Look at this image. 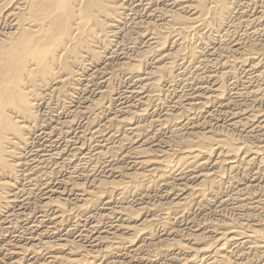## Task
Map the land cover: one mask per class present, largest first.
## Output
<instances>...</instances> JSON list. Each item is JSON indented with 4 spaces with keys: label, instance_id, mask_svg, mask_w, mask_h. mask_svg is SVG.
<instances>
[{
    "label": "bare ground",
    "instance_id": "bare-ground-1",
    "mask_svg": "<svg viewBox=\"0 0 264 264\" xmlns=\"http://www.w3.org/2000/svg\"><path fill=\"white\" fill-rule=\"evenodd\" d=\"M263 19L0 0V264H264Z\"/></svg>",
    "mask_w": 264,
    "mask_h": 264
},
{
    "label": "rangeland",
    "instance_id": "rangeland-1",
    "mask_svg": "<svg viewBox=\"0 0 264 264\" xmlns=\"http://www.w3.org/2000/svg\"><path fill=\"white\" fill-rule=\"evenodd\" d=\"M244 9H245L246 11L248 10V11H247V14H249V12H250V14H251V13H252V10H254L252 6H251V8H246V7H242L241 9L238 8V9H237L238 11H237V12H234V16H235V15L237 16V18H234V20H235V19H238V17H240V15H242V14L244 15V13L242 12ZM249 9H250V10H249ZM256 9H257V8H256ZM258 9H259V8H258ZM258 9H257V10H258ZM239 13H240V14H239ZM263 20H264V19H263ZM236 21H237V20H236ZM192 43L196 44L197 46L200 45V44H199V41H195L194 38H193ZM197 43H198V44H197ZM240 77L246 78L247 76H246V74H245L244 72H241V73H240ZM126 84H127V83L125 82L124 85H126ZM238 86H239V88H242V86H243V82L239 83ZM243 87H244V86H243ZM77 123H81V124L83 125V124H84V120H82V121H78ZM76 126H77L76 128L79 127L78 125H76ZM61 136H62V135H61ZM63 136H64V135H63ZM63 136H62V137H63ZM72 136H74V135H72ZM62 137H61V138H62ZM36 138H37V139H36ZM36 138H35V139H36L37 141L34 140V146L37 145L36 147H37L38 150L40 149V153H44V152H46V151H44L45 149H50V147H48V146H49V142L47 143V140H50V139H47V138H45V137H44L45 139H44V138L42 139V138H38V136H36ZM61 138L59 139L60 142H62V141L64 140V138H63V139H61ZM43 140H44V141H43ZM35 142H36V143H35ZM39 145H40V146H39ZM54 145L58 146L59 144L55 143ZM45 146H46V147H45ZM36 147H35V148H36ZM42 149H44V150H42ZM46 153H47V152H46ZM52 164H53V163H52ZM49 166H52V165L49 164ZM67 170H68V169H67ZM64 173L66 174V171H64ZM27 180H28V179H25V180L22 181V183L25 184V187H26V188L29 187V185H28V184H29V181H27ZM26 181L28 182L27 184L25 183ZM33 211H34L33 209H32V210L28 209V210H27V213H29V212H33ZM229 211H230V210H227V211H226L227 216H232V215L235 216V214H231L232 212L230 211V213H229ZM22 218H23V217H21V221H20L21 223H20V224H21V225H24V224L26 225V221H25L24 219H22ZM22 223H23V224H22ZM8 234L12 235L11 231H9V233L6 232L5 235H8Z\"/></svg>",
    "mask_w": 264,
    "mask_h": 264
}]
</instances>
